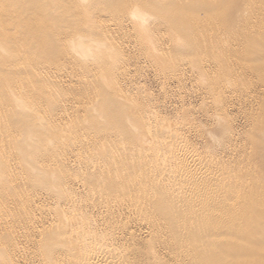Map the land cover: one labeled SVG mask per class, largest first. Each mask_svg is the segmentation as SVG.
Here are the masks:
<instances>
[{
    "label": "bare ground",
    "instance_id": "obj_1",
    "mask_svg": "<svg viewBox=\"0 0 264 264\" xmlns=\"http://www.w3.org/2000/svg\"><path fill=\"white\" fill-rule=\"evenodd\" d=\"M253 1L0 0V264H19L15 234L36 236L42 264H264V87L244 89L264 69L242 66L264 51ZM125 22L157 70L197 78L222 147L236 136L228 111L249 112L238 160L192 154L177 127L142 129L116 85L126 59L112 35ZM66 91L75 118H99L64 119Z\"/></svg>",
    "mask_w": 264,
    "mask_h": 264
},
{
    "label": "rangeland",
    "instance_id": "obj_2",
    "mask_svg": "<svg viewBox=\"0 0 264 264\" xmlns=\"http://www.w3.org/2000/svg\"><path fill=\"white\" fill-rule=\"evenodd\" d=\"M238 1L239 0L237 1L234 0L233 6H237L240 3ZM252 6L256 9L264 8V0H255V3L253 1ZM250 21L255 26L260 23L264 26L263 16L257 19L254 16V18H251ZM121 25L125 26V28L124 27L122 28L121 26V28L115 29L116 31L112 35L114 44L117 47H119V49H121L122 51L121 55H123L126 59L124 63L125 65L124 72L117 79L116 85L119 86L122 90V93H119L118 91V94L120 96L119 98L130 100L133 103V105L130 108V113L135 115L136 117L139 116L140 118H142V123H143L142 129L143 128L145 129L147 127L151 128L150 126L153 127L152 129H154V125L160 126L161 128L170 127L171 129L173 127L175 129L177 127L176 130L178 131V134H177V131L175 134L178 135V136L176 135L177 137H179L178 140H181L180 145L187 151L192 152V154H196L197 156L201 158H205V157L208 158L214 155L213 158L217 162H229V160L230 162L231 161L233 162V161H236L237 157H238L237 158L238 160L241 157V154L243 152L242 150L245 151L249 144L248 135H250L251 129H252L251 123L249 121L250 117L248 116L249 112L247 111V114H246L245 112H242L241 108L239 110L234 109L232 111L231 110L228 111V117L231 118L232 122L234 123L233 128H234V133L236 134V136L233 139L234 141H232L231 143L232 145L231 144L229 145L231 147L230 149L228 148L229 147L228 145L225 146L226 148L222 147L220 143L219 144L217 143L218 140L216 139L217 138L216 131L218 130V125L209 118L211 117V114L213 115V110L208 106L209 98H207V96L203 94L202 87H201L202 85L200 84L199 81L196 80L197 78L194 75H192L193 73H191L187 67H183L181 71L178 73L179 75L177 77H174L168 73L169 71L162 72V71H159V69L157 70V68L152 65V60L149 57H147L146 53L143 54L142 51L138 49L136 45V40L131 35L132 32H131L130 27H128L130 25L127 24L126 22L121 23ZM119 30L121 32H119ZM116 32L118 33L116 34ZM235 47H236V44H235ZM170 49L171 48L169 45L166 44L164 46L163 54H165V56L169 58L167 59L168 60L176 59L177 63L185 65L186 64L185 57L180 54L172 53ZM168 54H170L171 56ZM207 58L208 60H205ZM209 59L210 58L206 56L203 59V61L207 62L209 61ZM247 65H250V67H255V69H258V68L264 69V51L258 54L255 53L252 56H249V58H246L242 66L246 68ZM233 72L239 73V68L236 67ZM250 77H251L250 83L252 86H249L247 84V86H245L244 89L250 90V89L255 88L256 90L257 88L258 90H261L260 88L264 87V83L260 82L259 80L256 81L257 78L255 76H250ZM252 79H254L256 82H254V80ZM253 83L257 85L254 86ZM67 84L63 85L64 88L68 86ZM87 92L89 93L86 95V98H84L82 101L85 103V105L86 104L95 105V103L92 102V100L94 99L92 98V96L94 97L92 88L88 87ZM74 96H75L74 94L72 95V93H68L67 91L64 95V98L66 97L65 99L66 101H68L67 108H69L66 110L65 115L64 114L62 115L64 116V119L71 118L74 121L75 119H82L83 117H85L88 123L94 118L95 119L99 118L100 113H98V110H96L97 113L95 114H94L95 111L94 112L89 111V110L87 112L81 111L79 115H82V117L78 115L77 116L78 118L77 117L75 118L76 109L74 107L78 106L76 104L78 103V101L74 102ZM70 107L72 109H70ZM257 107L258 106H255L253 109H257ZM145 116H146V119H145ZM146 121L147 122L150 121V123H146ZM85 125H86V129H85L86 132L83 131V134H84L83 137L87 141H91L92 135L89 132V130H87L89 128V125L88 124H85ZM145 125L147 127H144ZM157 126L155 128L159 129L160 127H157ZM105 129L104 127L100 129L101 131L103 130L101 132L102 133L101 136L106 135V132H104ZM145 130L144 131L142 130V131L145 132ZM143 136H146V137H143ZM143 136L141 137V140L142 141L144 140L142 144L144 146L147 143V139L149 135L147 137V134L145 135L143 133ZM110 137H108V139ZM84 138L81 137V139H84ZM116 139L117 137L115 138V140L112 139L111 137L108 140V142L116 141V144H117L118 142ZM208 145L214 148L211 153L208 150ZM148 146L149 145L146 144L144 148H148ZM221 148L223 149L221 150ZM241 148H244V149H241ZM232 151L233 153H231ZM234 156H236V158ZM85 157L89 163L93 162V158L90 157V154H87ZM248 165L253 166L251 163ZM246 171H247V167L241 166L239 167V170L235 172V175L240 174L243 176V174ZM263 183H264V177H263ZM35 216H36L35 218L37 219L40 217L38 216V214H36ZM125 221L126 220H124L123 222ZM14 225L17 227V230H18L21 224H14ZM135 233L137 236L138 235L140 236L137 239L136 244L138 248H141L142 247V235L144 234V231H138L137 229ZM15 238L19 242H21V246L19 245L21 249L19 253H17V255L15 256L19 264H40V263L42 264L43 263L40 252L36 248V243H35L37 241L36 236L34 237V235H30V236L26 235L25 237V234L24 235L15 234ZM160 254H162L161 250H160ZM142 264H146V263L143 262Z\"/></svg>",
    "mask_w": 264,
    "mask_h": 264
}]
</instances>
